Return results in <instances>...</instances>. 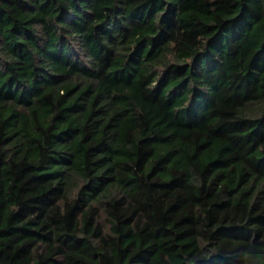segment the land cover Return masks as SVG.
<instances>
[{"label":"trees","instance_id":"obj_1","mask_svg":"<svg viewBox=\"0 0 264 264\" xmlns=\"http://www.w3.org/2000/svg\"><path fill=\"white\" fill-rule=\"evenodd\" d=\"M0 264H264V0H0Z\"/></svg>","mask_w":264,"mask_h":264}]
</instances>
